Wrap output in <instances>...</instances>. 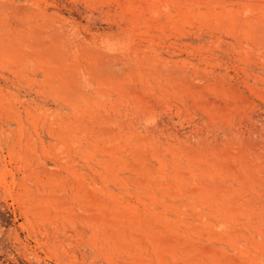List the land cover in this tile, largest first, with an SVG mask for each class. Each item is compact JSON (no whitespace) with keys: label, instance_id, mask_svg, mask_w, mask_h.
<instances>
[{"label":"rangeland","instance_id":"obj_1","mask_svg":"<svg viewBox=\"0 0 264 264\" xmlns=\"http://www.w3.org/2000/svg\"><path fill=\"white\" fill-rule=\"evenodd\" d=\"M0 264H264V0H0Z\"/></svg>","mask_w":264,"mask_h":264}]
</instances>
